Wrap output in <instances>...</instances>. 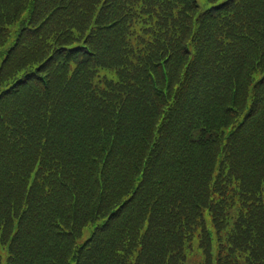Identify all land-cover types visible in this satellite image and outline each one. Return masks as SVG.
<instances>
[{
  "label": "trees",
  "instance_id": "obj_1",
  "mask_svg": "<svg viewBox=\"0 0 264 264\" xmlns=\"http://www.w3.org/2000/svg\"><path fill=\"white\" fill-rule=\"evenodd\" d=\"M197 8L194 0H0V99L12 94L0 100L6 264H171L169 246L176 247L174 236L192 237L196 200L205 202L201 192L212 182L227 202L236 199L230 189L257 199L263 226L250 227L263 237L264 76L254 82L253 75L264 73V0ZM113 96L121 100L112 104ZM129 104L126 125L138 139L119 140L96 122ZM238 129L262 135L226 143ZM195 130L207 139L190 137ZM116 143L129 147L127 156ZM147 195L157 197L153 221ZM136 204L144 210L127 212ZM122 213L130 217L118 222L127 236L115 238L109 224ZM84 219L95 229L77 249ZM175 223L181 227L170 229ZM233 252L219 246V261L231 264ZM256 252L244 263L264 264Z\"/></svg>",
  "mask_w": 264,
  "mask_h": 264
},
{
  "label": "rangeland",
  "instance_id": "obj_2",
  "mask_svg": "<svg viewBox=\"0 0 264 264\" xmlns=\"http://www.w3.org/2000/svg\"><path fill=\"white\" fill-rule=\"evenodd\" d=\"M200 8H205L207 6H209V3L207 2V0H197ZM220 84V83H219ZM221 85H223L221 83ZM231 89V86L227 87L228 90V94L227 97L230 99L232 97L231 95V91H229ZM225 89H223L221 91V93L219 94H224L225 93ZM5 98H2L4 100H9L12 96V94L10 95H4ZM0 99V100H2ZM112 104L116 103L117 101L121 100L120 96H113V98H111ZM251 103H247L243 110H249V108L247 106H250ZM130 104L128 105V108H125L124 111L122 112V114H110L108 113V115L110 117L113 118V120L109 121V120H102L99 116H97L96 118V122L99 124H103L105 126H110L112 127L115 131H116V135L117 138L119 140H122V138H125L126 140H136L138 139V132H135L132 128V123H129V125H126L128 120L130 119V115L132 114V109L129 108ZM111 106L109 105H105V111L108 112L110 110ZM113 111H116L115 109ZM118 118L119 124L117 126L113 125V121ZM235 120V117H231L229 119V121H233ZM225 123V126H228V123ZM252 123V121L248 122L247 124L250 125ZM261 122L258 123V127L260 126ZM168 126L165 125V128ZM109 127V129H110ZM122 127L123 131H119V128ZM257 129V128H256ZM256 129H252V130H247V131H243V130H236L233 131L232 134H230V136L228 138H223L225 139V141H227L226 143L231 142L232 144L235 143H241L239 141V137L242 135H246L248 136V140L245 143H250L251 141H254L257 138V136L259 134L262 135L261 130L259 129L258 132H255ZM220 130H223V128H221ZM220 135H222L223 137H227L229 132H223V133H219ZM190 137L197 139L198 137L201 138L203 141H205L207 139V134H205L203 136L202 133H200V131H191L190 132ZM186 141L183 142V144ZM223 143V142H221ZM149 146V145H148ZM116 147V151L118 152V154L120 156H127L128 155V151H129V147H125L124 143H116L115 144ZM181 147V146H180ZM194 147V143L190 146V149ZM179 147H168L170 153L177 150ZM164 150H162L161 153H163ZM259 152L258 149H255L252 152H249V154L251 155H257ZM208 159V157H205V159H201L199 158V168L201 169L204 165V163L206 162V160ZM217 160H215L216 162ZM252 161V160H251ZM260 161V159H259ZM216 164V163H215ZM193 178V177H192ZM194 179V178H193ZM195 180V179H194ZM195 182L197 183V181L195 180ZM199 185V183H197ZM200 186V185H199ZM201 188V186H200ZM197 191V190H195ZM128 192H131L130 190ZM201 194L203 195V198L205 200V202H201L200 200H196L197 201V206L199 207V210H201V219H200V223H194L191 220L189 221V226H190V235H192L191 238H179L178 240L176 239L177 236H174V243L176 244V247L170 245L169 248H171V250L168 251V253H172V256L170 257L171 261H166V255H168V253L165 254L164 256V260L165 262H170L172 264L173 261L178 262V264H197V262H201L204 261V264H227V261L223 260V261H219V258L217 257V251H215V249L217 248V246H227L229 245L228 243L230 242H235L238 243L240 245V250L238 249L237 251H234L232 254V257H234V259L232 261H229L231 264H240L242 262H244V260L248 257H250V255H257L259 256L260 253L256 252V250H260L262 252H264V237L259 240L258 238V233H254L255 230H257L256 228L252 229L250 226L254 225L259 217L258 215H247L246 213H243V207L245 206V204L242 202V198H243V194L242 193H236L235 192V200L230 199V202H227L223 199V197H221V192L218 189H215L214 186L211 184L209 187V190L203 191L201 192ZM129 195V194H128ZM126 195V196H128ZM125 196V197H126ZM147 198L150 199L151 198V204L147 207L146 212L150 215L149 220L153 221L155 220V215H154V211L156 208L155 202L157 201V197L156 196H151V195H147ZM228 198H230V195L228 196ZM148 201V202H150ZM147 202V203H148ZM93 203V201L91 202ZM231 203V204H230ZM136 205H131L129 206V209L127 210V212H131V208H140L143 209L142 207H139ZM90 207V205H86L84 204L83 209ZM144 210V209H143ZM125 211V210H124ZM123 211V212H124ZM77 212V209H70L66 212V213H72L73 215ZM192 212V211H190ZM79 211H78V215H79ZM124 213L120 214V218H114L113 219V224H109L110 226V231L112 232V235L115 238L118 237H122V236H127L126 233H124V225L121 223H118L120 221H126L128 222L130 220V217H125L122 216ZM132 216V214H131ZM247 217L248 219L246 220L243 217ZM50 220L53 219V215L51 213V215L49 216ZM251 218V219H249ZM59 216L57 214H55L54 220L55 221H59ZM69 219V218H68ZM85 219L82 220L80 222V228L83 224H86L83 226V233L81 232V229L79 232H77L76 235V241L78 240V237L81 236V238L86 237V235L89 234L92 226L90 223H85ZM149 223V221H148ZM52 224V223H51ZM89 225V229L87 228ZM149 224H145V230L148 229ZM143 226H141L142 228ZM181 226L178 223H175L171 226L170 229H174V228H180ZM103 232H105V229L102 230ZM151 235V233H150ZM186 235V234H185ZM141 236L140 234L137 235V237L135 239H138V237ZM149 238V237H148ZM127 239V238H124ZM8 237L6 238V241H8ZM3 242V239H0V243ZM37 244H41V241ZM148 244V243H147ZM253 244V245H251ZM231 246V245H229ZM173 247V248H172ZM232 249V246H231ZM3 254L5 256H7V251L2 250ZM29 250L27 249L26 253H28ZM9 254V253H8ZM169 257V256H168ZM260 257V256H259ZM263 259V258H262ZM0 264H3V262L1 261ZM73 264V262H72Z\"/></svg>",
  "mask_w": 264,
  "mask_h": 264
}]
</instances>
